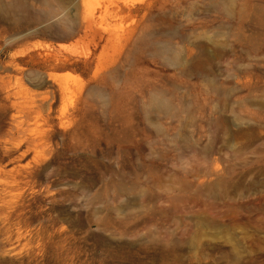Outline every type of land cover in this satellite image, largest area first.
I'll return each instance as SVG.
<instances>
[{
  "label": "rangeland",
  "instance_id": "rangeland-1",
  "mask_svg": "<svg viewBox=\"0 0 264 264\" xmlns=\"http://www.w3.org/2000/svg\"><path fill=\"white\" fill-rule=\"evenodd\" d=\"M0 264H264V0H0Z\"/></svg>",
  "mask_w": 264,
  "mask_h": 264
},
{
  "label": "bare ground",
  "instance_id": "bare-ground-1",
  "mask_svg": "<svg viewBox=\"0 0 264 264\" xmlns=\"http://www.w3.org/2000/svg\"><path fill=\"white\" fill-rule=\"evenodd\" d=\"M68 19H69V20H71V21H73V20H74V18H72V17H71V18H70V17H68Z\"/></svg>",
  "mask_w": 264,
  "mask_h": 264
}]
</instances>
